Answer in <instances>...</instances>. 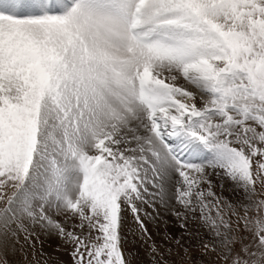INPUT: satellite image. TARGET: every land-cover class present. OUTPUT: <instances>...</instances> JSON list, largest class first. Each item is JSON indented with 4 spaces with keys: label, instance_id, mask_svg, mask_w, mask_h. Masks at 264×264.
<instances>
[{
    "label": "snow or ice",
    "instance_id": "6c2138e0",
    "mask_svg": "<svg viewBox=\"0 0 264 264\" xmlns=\"http://www.w3.org/2000/svg\"><path fill=\"white\" fill-rule=\"evenodd\" d=\"M137 234L264 264V0H0V264H136Z\"/></svg>",
    "mask_w": 264,
    "mask_h": 264
},
{
    "label": "rangeland",
    "instance_id": "374dc122",
    "mask_svg": "<svg viewBox=\"0 0 264 264\" xmlns=\"http://www.w3.org/2000/svg\"><path fill=\"white\" fill-rule=\"evenodd\" d=\"M164 219L168 220V217H164ZM149 227L152 229L153 232V238L157 240L158 242L160 241L161 234L164 229V225H160V229L157 230L156 228L152 227L149 225ZM178 225L175 224L172 220H169V229L170 230H176L178 229ZM179 233L177 232V235ZM151 243V242H149ZM55 248H56V243H47L44 245V249L46 252L50 254H55ZM147 248L148 245L144 243L143 240L139 238V235L137 234L136 236H129V251L132 253H135L138 256V260L136 261V264H150V257L148 256L147 253ZM16 255L15 256L13 255ZM12 264H28V262L32 259V252L31 249L25 247L21 248L20 245H17L16 250L11 254L10 256ZM64 261V264H67V261L69 257L67 254H64L63 256L60 257Z\"/></svg>",
    "mask_w": 264,
    "mask_h": 264
},
{
    "label": "bare ground",
    "instance_id": "6f19581e",
    "mask_svg": "<svg viewBox=\"0 0 264 264\" xmlns=\"http://www.w3.org/2000/svg\"><path fill=\"white\" fill-rule=\"evenodd\" d=\"M48 242H49V243H50V242H51V243H53V241H52V240H49ZM48 242H47V243H48ZM47 243H46V244H47ZM13 256H15V258H16V255H15V254H14Z\"/></svg>",
    "mask_w": 264,
    "mask_h": 264
}]
</instances>
